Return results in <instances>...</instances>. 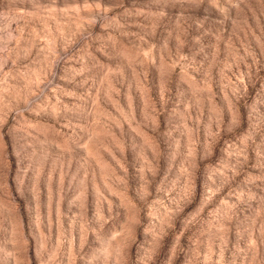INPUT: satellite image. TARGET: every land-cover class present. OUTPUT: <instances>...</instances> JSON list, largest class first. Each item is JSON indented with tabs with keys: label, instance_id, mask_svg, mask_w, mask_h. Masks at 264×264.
I'll return each mask as SVG.
<instances>
[{
	"label": "rangeland",
	"instance_id": "374dc122",
	"mask_svg": "<svg viewBox=\"0 0 264 264\" xmlns=\"http://www.w3.org/2000/svg\"><path fill=\"white\" fill-rule=\"evenodd\" d=\"M0 264H264V0H0Z\"/></svg>",
	"mask_w": 264,
	"mask_h": 264
}]
</instances>
